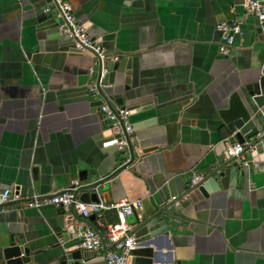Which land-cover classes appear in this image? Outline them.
I'll return each mask as SVG.
<instances>
[{
  "label": "crops",
  "instance_id": "0c3cea01",
  "mask_svg": "<svg viewBox=\"0 0 264 264\" xmlns=\"http://www.w3.org/2000/svg\"><path fill=\"white\" fill-rule=\"evenodd\" d=\"M65 1L91 38L118 56L117 63L126 60L127 99L139 105L129 116L135 151L156 147L113 175L105 187L109 202L140 199L138 214H143L163 203L166 178L181 175L193 188L192 176L200 175L197 185L204 189L185 198L180 228L158 239L160 252L180 264H264L261 144L245 153L253 165L242 176L228 167L229 174L215 176V184L203 181L226 145L235 142L217 109L239 87L245 93L242 85L259 74L264 59L259 27L244 17L241 0ZM44 5L43 0H0V192L18 187L23 199L65 189L82 171L94 179L106 177L127 155L117 152L113 159L93 140L103 99L91 98L87 88L96 81L97 59L69 52L66 37L53 39L39 29L35 11ZM224 21L239 22L242 29L227 56L218 52L216 29ZM91 66L94 74L88 75ZM259 100L264 113V95ZM57 210L21 202L5 207L0 264H5L2 249L16 237L32 251L30 264H59L63 250L76 249ZM104 214L115 220L113 211ZM78 221L92 223L103 235L93 215ZM81 256L103 264L104 250L81 251Z\"/></svg>",
  "mask_w": 264,
  "mask_h": 264
},
{
  "label": "water",
  "instance_id": "95a60500",
  "mask_svg": "<svg viewBox=\"0 0 264 264\" xmlns=\"http://www.w3.org/2000/svg\"><path fill=\"white\" fill-rule=\"evenodd\" d=\"M45 5L39 7L35 11L36 23L40 30H42L47 36H53V39L66 37L69 40V52L75 53L78 55H83L82 52L76 50L74 48L73 42L71 38L64 35L61 32L62 22L57 17L56 9L52 5L51 0H43ZM65 1V0H63ZM67 2V1H66ZM241 7V6H240ZM243 11V10H242ZM244 15V13H243ZM75 16V15H74ZM76 19V17H75ZM255 20L257 27H259V22L257 18H252ZM76 21L83 27L86 32L84 25ZM224 22H219L217 26ZM241 34L237 35L236 38L241 37L242 29L240 24ZM218 31V29H217ZM220 33V42L223 43L222 33ZM89 36V35H88ZM259 39L264 43V38L261 34H259ZM101 45L107 51L105 45L101 42L100 39H97ZM235 46V42L233 44ZM232 46V47H233ZM89 53V52H87ZM91 57L96 59L93 54H89ZM126 60L117 62L108 61L105 64V68L107 72L105 73L102 83L107 84L109 87L104 91H101L103 96L106 98L108 104L111 108H113L112 102H114L117 106L126 108L129 112V116L135 110L139 108L137 103H131L132 101L127 99L128 97V88L125 85V78L129 75L125 71ZM95 65V64H94ZM93 66L89 67L88 75L96 74L97 78L100 77L102 64L97 60L95 72L92 73ZM259 74L254 77V79L247 83V85H242L245 88V93L242 92L239 87L234 93H232L217 109V115L220 121L225 126L227 133L231 136V138L239 144H246L245 153L248 152L249 147L253 146L261 142V147L264 151V136L261 138H256L257 134L262 131V126L260 123V105L261 102L259 98L264 95V59L259 67ZM88 90V88H87ZM103 97V98H104ZM127 99V100H126ZM101 102L100 106L102 105ZM100 115V114H99ZM101 124L100 131L93 137V140L96 142V145L99 149L103 150L105 153L113 154V159H115L114 154L121 151L117 149V143L120 139V135L114 134L109 122L107 120H103L100 116ZM130 124V123H129ZM123 128V126H122ZM135 130L131 126L130 134H123L126 140V149L124 152L127 153L126 157L122 161V164L115 173H112L106 177L94 179L89 176L87 172L82 171L78 174V180L71 182L65 189L60 191H56L54 193L48 194H39L43 196H50L53 194H58L63 190L70 189L74 192L75 199L83 204H96L100 201L109 202V193L106 192L105 187L108 184V181L113 177V175L118 174L119 172L125 171L131 165H133L136 161H141V155H144L148 152H151L156 149V147H149L142 149L140 153L135 151L136 143L132 141L131 134ZM259 145V144H258ZM226 150V147H225ZM216 166L212 171H210L204 177V182L208 184H215L216 179L214 178H223L225 175L229 174V168L231 167L235 169L239 175H243L245 169H248L253 162H248L247 166L244 168H240L237 162L234 161L233 158H229L226 156L225 151L222 158L216 160ZM200 185H195L193 188H187L185 186L184 177L183 176H175L168 177L164 180L163 186L161 188V194L164 199L163 203L159 208L155 210L145 209L143 214H134L130 219L129 225L131 226L130 235L135 238V249L132 252L133 264H180L179 261H174V259L170 256V254H163L160 252L157 241L160 237H167L169 233L175 232L180 228V222L182 221L183 214V203L185 202V198H190L191 194L194 191H201L204 187L200 188ZM199 186V187H198ZM208 188V186H205ZM7 189H14L18 192V187H9L4 189V192ZM0 192V193H2ZM121 200L134 201L140 199H128L124 198ZM121 200H115L109 203H118ZM22 203V201L8 202L2 205L3 208L7 206H11L14 204ZM142 209H143V202ZM34 208V209H40ZM57 215H61L64 218L65 230L70 236L72 235L74 239H76L75 246L79 244L80 241L77 240L74 233V224L73 221L79 220L78 215L76 214V210L74 206L68 207V209H64L59 207L57 210ZM92 230L96 232L100 241L104 243L103 236L101 232L96 228L92 223H87ZM59 239H62L61 236ZM76 249L72 251H62V253L57 257L59 264H89V261L86 258L81 256V250L75 247ZM2 255L5 264H30L32 261V257L34 256L32 251L29 250L28 246L25 245L22 237L12 238L7 246L2 249ZM106 251H104V260L103 264L106 263L105 259Z\"/></svg>",
  "mask_w": 264,
  "mask_h": 264
},
{
  "label": "built area",
  "instance_id": "2783aa9c",
  "mask_svg": "<svg viewBox=\"0 0 264 264\" xmlns=\"http://www.w3.org/2000/svg\"><path fill=\"white\" fill-rule=\"evenodd\" d=\"M51 1L56 9L57 17L62 21L60 27L61 32L71 38L76 50L93 54L102 64L100 77L97 78L96 76V81L88 85V93L93 99L98 97L103 99V103L99 107L100 116L103 120L109 122L114 134L120 135L117 149L122 152L126 149L127 145L123 134H130L131 131L129 112L126 108L117 105L111 108L101 93V91L109 87L107 84L102 83V79L107 72L105 64L108 61L117 62L119 57L110 55L97 39L91 38L85 33L83 27L76 21L73 9L68 2L63 0ZM240 6L243 10L244 17L258 19L260 34L264 38V0H241ZM217 29L222 33L223 39V43L219 45L218 52L222 56H227L235 42L236 36L241 34L240 23L236 21L221 23L217 26ZM259 113L263 123V129L257 134L256 138L264 136V113L260 110ZM258 144H261V142ZM258 144L248 146V150H254ZM245 147L246 144L236 142L227 144L225 154L227 157L233 158L241 166H247L248 161L245 157ZM201 181L202 177L194 174L190 180V186H195ZM15 201H22V205L26 208H39L43 205H53L57 208L68 209V207L73 205L79 217L82 219H87L93 215L96 219L97 226L103 229L102 236L104 243L100 241L96 232L85 221H77L74 227V233L80 242L76 247L85 252L106 251L105 259L107 264H133L132 252L135 249V238L130 235L131 226L127 222V218L142 211L141 200H121L118 203L100 201L96 204H83L75 199L74 192L70 189L50 196L33 195L26 199L20 197L19 193L14 189H7L0 193V213L5 210L2 205ZM105 211H114L118 221L112 223L106 220Z\"/></svg>",
  "mask_w": 264,
  "mask_h": 264
},
{
  "label": "trees",
  "instance_id": "16d2710c",
  "mask_svg": "<svg viewBox=\"0 0 264 264\" xmlns=\"http://www.w3.org/2000/svg\"><path fill=\"white\" fill-rule=\"evenodd\" d=\"M114 212V211H113ZM114 216H115V220L114 221H112V223H115V222H117L118 221V219H117V216H116V214H115V212H114ZM111 222V221H110Z\"/></svg>",
  "mask_w": 264,
  "mask_h": 264
}]
</instances>
